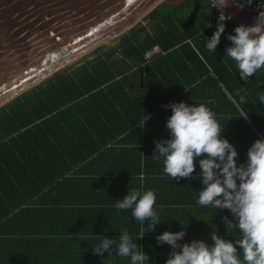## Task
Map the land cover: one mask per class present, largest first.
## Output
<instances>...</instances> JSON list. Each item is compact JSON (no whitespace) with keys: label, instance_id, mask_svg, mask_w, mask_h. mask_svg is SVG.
<instances>
[{"label":"trees","instance_id":"1","mask_svg":"<svg viewBox=\"0 0 264 264\" xmlns=\"http://www.w3.org/2000/svg\"><path fill=\"white\" fill-rule=\"evenodd\" d=\"M219 13L210 0H165L116 44L0 108V264H83L82 256L63 254L83 249L69 238H119L123 230L142 246L148 264H164L172 251L156 241L165 231L184 230L180 244L211 245L215 231L239 238L221 219H233L229 210L197 203L198 162L190 179L173 180L162 159L152 157L155 142L169 137L173 103L208 106L225 126L221 135L235 147L238 166L264 138V68L240 79L225 53L236 27L229 20L215 52L206 47ZM154 47L160 52L146 59ZM128 190L156 194L161 224L141 239L143 225L132 210L115 207ZM238 256L243 260L242 251ZM89 261L131 264L129 257Z\"/></svg>","mask_w":264,"mask_h":264},{"label":"clouds","instance_id":"2","mask_svg":"<svg viewBox=\"0 0 264 264\" xmlns=\"http://www.w3.org/2000/svg\"><path fill=\"white\" fill-rule=\"evenodd\" d=\"M213 2L220 14L216 31L211 38H206V47L212 53L225 31V21L231 19L223 12L228 0ZM233 31L234 35L227 36L232 46L227 47L225 53L236 63L240 79L246 81L264 68V11H259L253 26L240 25ZM259 99L264 103V94ZM240 103H246L244 96H240ZM168 107L172 113L165 125L169 137L155 142L152 157L162 159L163 171L173 180L190 179L198 162L203 188L197 203L229 210L232 220L221 217L226 232L238 231L240 235L230 241L219 237L215 231L210 234L211 245L199 240L180 244L177 242L186 235L184 230L165 231L156 237L158 245L167 244L172 248L164 264H264V138L254 141L247 150V163L238 166L235 147L221 135L225 126L221 127L208 106L179 102ZM242 119L247 120L248 116ZM155 203L156 194L152 190H128L125 197L115 201V207L132 210V217L143 225L141 239L146 232H155L156 226L161 224ZM113 243V239L103 236L99 245L91 249L94 254L103 256ZM238 249L242 251L243 260L238 256ZM116 254L129 257L131 264H148L150 259L142 246L132 241L127 230L119 235Z\"/></svg>","mask_w":264,"mask_h":264},{"label":"water","instance_id":"3","mask_svg":"<svg viewBox=\"0 0 264 264\" xmlns=\"http://www.w3.org/2000/svg\"><path fill=\"white\" fill-rule=\"evenodd\" d=\"M164 1L0 0V108L109 45ZM223 12L236 27L253 26L257 16L233 0Z\"/></svg>","mask_w":264,"mask_h":264},{"label":"crops","instance_id":"4","mask_svg":"<svg viewBox=\"0 0 264 264\" xmlns=\"http://www.w3.org/2000/svg\"><path fill=\"white\" fill-rule=\"evenodd\" d=\"M67 175V174H66ZM70 175V174H69ZM182 208V207H180ZM70 240H75L76 242L74 244H76L79 248H83L81 250H73V251H63V254L65 255H71V256H82V259L84 260L83 264H105V263H92L89 260H94L95 258H106V257H113V258H121V256H118L117 250H113V251H108L103 253V256H99L93 253L92 249H89L90 246H97V241L98 240H102V238H96V237H83V238H69ZM110 239V238H108ZM113 240H119V238H111ZM94 247V248H95ZM57 253V252H56Z\"/></svg>","mask_w":264,"mask_h":264},{"label":"built area","instance_id":"5","mask_svg":"<svg viewBox=\"0 0 264 264\" xmlns=\"http://www.w3.org/2000/svg\"><path fill=\"white\" fill-rule=\"evenodd\" d=\"M239 6L248 9L249 11L258 12L261 8L264 7V4L260 0H233ZM220 14V13H219ZM217 15V18L219 16ZM160 52L158 47H154L152 50H149L145 54L146 59H150L152 55Z\"/></svg>","mask_w":264,"mask_h":264},{"label":"rangeland","instance_id":"6","mask_svg":"<svg viewBox=\"0 0 264 264\" xmlns=\"http://www.w3.org/2000/svg\"><path fill=\"white\" fill-rule=\"evenodd\" d=\"M118 40V37L113 39L109 45H104L103 49H106V47H111L112 45L116 44ZM95 57V53H90L82 58H80L78 61L74 62L73 64H71L70 66H68L69 69H74L76 67H78L79 65L86 63L87 61L93 59ZM67 68V67H66ZM64 68L63 71L66 69ZM62 71V70H61ZM45 82V81H44ZM43 83V82H42Z\"/></svg>","mask_w":264,"mask_h":264},{"label":"bare ground","instance_id":"7","mask_svg":"<svg viewBox=\"0 0 264 264\" xmlns=\"http://www.w3.org/2000/svg\"><path fill=\"white\" fill-rule=\"evenodd\" d=\"M52 77V76H51ZM50 78V77H49ZM49 78H47V79H49ZM44 81H46V79L44 80ZM42 83V82H41Z\"/></svg>","mask_w":264,"mask_h":264}]
</instances>
